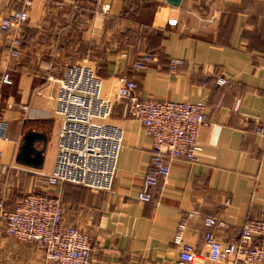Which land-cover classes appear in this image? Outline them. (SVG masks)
Listing matches in <instances>:
<instances>
[{
  "label": "crops",
  "instance_id": "crops-1",
  "mask_svg": "<svg viewBox=\"0 0 264 264\" xmlns=\"http://www.w3.org/2000/svg\"><path fill=\"white\" fill-rule=\"evenodd\" d=\"M20 5L0 0V15ZM28 13L18 29L0 30V119L8 135L0 138L3 210L30 192L58 196L63 224L89 234V264H178L173 236L188 210L199 213L189 218L184 238L202 255L204 216L221 221L211 229L223 243L248 218L264 219V0H37ZM15 33L19 55L9 52ZM145 53L153 60L136 68ZM73 64L90 66L100 78L99 95L112 104L104 121L121 130L107 189L48 182L61 125L60 79ZM5 71L12 83L3 82ZM122 74L142 97L202 99L207 106L200 158L172 160L148 202L137 193L153 142L128 100L117 96ZM5 223L1 218L0 264H61L42 243L6 234ZM221 264L238 263L228 256Z\"/></svg>",
  "mask_w": 264,
  "mask_h": 264
},
{
  "label": "built area",
  "instance_id": "built-area-1",
  "mask_svg": "<svg viewBox=\"0 0 264 264\" xmlns=\"http://www.w3.org/2000/svg\"><path fill=\"white\" fill-rule=\"evenodd\" d=\"M16 1L20 7L0 15V30L18 29L29 17L28 6L37 0ZM104 8L109 9L110 3H104ZM11 41L10 54L19 55L20 34H13ZM152 60L153 55L145 53L134 66L142 68ZM175 67L172 62L171 68ZM2 80L12 83L9 72L3 73ZM118 81L117 96L128 100L130 115L141 122L153 142L151 165L137 193L140 200L148 202L154 198L160 177L169 174L172 160L184 157L194 162L200 158L203 144L199 130L207 119V106L202 99L142 97L133 79L122 74ZM217 81L222 84L227 78L221 75ZM100 86V78L84 64L69 65L60 79L57 112L61 125L54 168L48 175L50 184L69 181L93 188H110L122 135L118 126L104 121L111 114L112 104L100 97ZM6 129L7 122L0 119V138L8 139ZM63 210L58 196L30 192L11 210H3L0 203V219L6 221V234L42 243L49 259L61 264H89L92 258L89 234L76 226L64 225ZM197 213V209L184 212L176 227L173 242L179 247L178 264H221L228 256H233L238 264H264V219L248 218L238 236L223 243L211 229L221 221L204 216L208 250L202 255L184 238L189 218Z\"/></svg>",
  "mask_w": 264,
  "mask_h": 264
},
{
  "label": "water",
  "instance_id": "water-1",
  "mask_svg": "<svg viewBox=\"0 0 264 264\" xmlns=\"http://www.w3.org/2000/svg\"><path fill=\"white\" fill-rule=\"evenodd\" d=\"M167 1L173 5H178L181 2V0H167Z\"/></svg>",
  "mask_w": 264,
  "mask_h": 264
}]
</instances>
